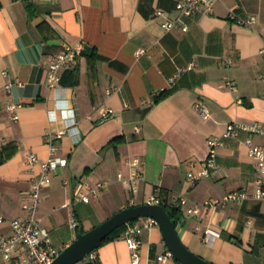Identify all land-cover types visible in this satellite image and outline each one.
Segmentation results:
<instances>
[{
	"label": "crops",
	"instance_id": "0c3cea01",
	"mask_svg": "<svg viewBox=\"0 0 264 264\" xmlns=\"http://www.w3.org/2000/svg\"><path fill=\"white\" fill-rule=\"evenodd\" d=\"M176 5V0H0V153L6 149L8 159L0 165V239L13 234L12 222L25 219L24 204L41 174L40 165L28 167L27 156L34 153L44 162L55 145L67 165L51 174L37 218L59 252L77 240L81 227L91 231L152 197L175 207L185 198L177 231L189 250L212 264H264V200L204 208L232 192L256 191L250 135L225 140L210 177L196 185L189 178L207 160L209 140L223 137L229 124H264V0H219L213 13L193 17H182ZM158 12L165 15L157 17ZM232 13L255 22L240 24ZM167 21L179 26L166 31ZM78 44L95 50L98 60L93 64L82 55L74 68L61 72L64 78L75 70L74 83L52 90L49 56ZM140 50L146 53L138 56ZM179 69L185 71L172 82ZM165 91L169 97L156 103ZM11 103L22 105L19 121L8 111ZM199 104L209 110V119ZM63 105L76 112L79 143L70 133L54 138L66 123L51 120L49 112ZM107 110L113 115L104 118ZM119 137L124 143L109 145ZM253 138L264 145V138ZM136 158L144 164L134 193L119 176H130ZM102 182L108 189L91 203L75 201L83 183ZM73 220L79 229H73ZM168 252L155 226L141 236L137 264H182L173 257L161 262ZM96 255L78 264H135L122 237ZM0 264H6L2 254Z\"/></svg>",
	"mask_w": 264,
	"mask_h": 264
},
{
	"label": "built area",
	"instance_id": "2783aa9c",
	"mask_svg": "<svg viewBox=\"0 0 264 264\" xmlns=\"http://www.w3.org/2000/svg\"><path fill=\"white\" fill-rule=\"evenodd\" d=\"M12 1H35V0H12ZM219 0H176V8L180 12L182 17H193L198 14H211L214 12V7ZM162 12L157 13V17L164 16ZM231 18L237 20L240 24L252 25L255 22V18L245 20L240 18L236 13H232ZM179 24L177 22L167 21L163 24V28L166 31H171L177 28ZM183 30L187 31L188 26L184 25ZM84 44H78L75 46H65L64 49L55 55H51L48 58L47 65L49 69V86L54 91L65 90L63 85V77L61 72L65 69H72L76 66V63L85 51ZM145 50H140L137 55L141 56L145 54ZM261 54H264V48L261 50ZM194 67L191 64L190 69ZM184 69H179L178 74L173 78L174 82L181 74L184 73ZM8 76V73H4ZM231 89L236 90L234 83H229ZM18 86H23L22 83H18ZM13 84L7 85V90L11 91ZM114 90H109L108 94H112ZM242 103V101H240ZM197 108L201 111L204 119L210 118L209 110L202 106L197 105ZM22 105L11 103L8 106V111L12 114V118L15 121L20 120V110ZM113 115L112 110H107L103 113L104 118H108ZM51 120L56 121L61 118L66 123V129L59 132L54 137L57 140H63L69 133L75 138V143H79L82 140V135L77 127V115L75 110L68 108L66 105L58 107L56 110L49 112ZM138 130V129H137ZM242 133H247L248 137L246 144L249 149L250 156L256 161L258 169L257 188L253 194L237 191L225 195L222 198L209 200L204 204V208L208 211L215 209L219 206H227L231 203H241L246 200H264V145L256 144L253 136H259L264 138V124H240L231 123L228 125L227 130L223 137H214L209 140V156L202 164V169L196 173H190L189 178L192 185H196L203 178L210 177L214 172L218 170V164L216 161L217 150L224 146L226 139L239 138ZM51 157L40 162L39 157L32 153L27 156V165L30 169L34 170L37 165L41 167V174L35 177L33 180L32 190L30 194V201L24 204V211L26 217L23 220H16L12 222L13 234L10 237H3L0 239V254L5 257L6 264H53V262L60 256L61 252L53 248L50 235L46 229H44L38 221L37 214L39 212L41 203L43 202V190L48 187L51 182V174L67 165V159L58 156L59 147L52 145L50 148ZM144 161L141 158H136L132 161L134 170L130 176L125 177L120 174L119 178L123 184L128 187L132 192H138V183L142 179L141 168ZM108 189V183L102 182L95 185L89 183H83L78 190L75 201L91 203L93 199L97 198L103 191ZM162 201L156 197H152L148 200L147 205H161ZM177 208H182L187 204L185 198H180L175 201ZM191 214H199V208H190ZM2 222V221H0ZM155 226H159L156 220L146 218L140 220V222L134 221L126 225V230L123 235V239L128 243L129 247L133 251V258L135 264L138 262V250L141 247V236L145 230H149ZM73 229H79V224L76 221H72ZM208 241V237H207ZM20 249L21 253L15 255V252ZM172 257L171 252L159 257L161 262H166L168 258ZM89 258L92 261L97 260L96 252H93Z\"/></svg>",
	"mask_w": 264,
	"mask_h": 264
},
{
	"label": "water",
	"instance_id": "95a60500",
	"mask_svg": "<svg viewBox=\"0 0 264 264\" xmlns=\"http://www.w3.org/2000/svg\"><path fill=\"white\" fill-rule=\"evenodd\" d=\"M146 218L157 221L168 249L177 261L182 264H212L185 246L169 212L161 205H141L124 209L88 232L81 227L77 240L64 250L53 264H78L98 250L111 234L130 222Z\"/></svg>",
	"mask_w": 264,
	"mask_h": 264
},
{
	"label": "trees",
	"instance_id": "16d2710c",
	"mask_svg": "<svg viewBox=\"0 0 264 264\" xmlns=\"http://www.w3.org/2000/svg\"><path fill=\"white\" fill-rule=\"evenodd\" d=\"M83 55H88V57L91 59V63L95 64V62L98 60V55L96 53L95 50H87L85 49ZM76 78V71L75 70H70L68 71L64 78H63V84L64 85H72L74 83V80ZM170 93L168 91H165L163 93H161L160 95H158L156 97V103H159L160 101L166 99L167 97H169ZM124 143V138H115L113 139L109 145L111 146H118L120 144ZM6 151V149L0 153V165L5 163L8 159L4 156V152ZM161 206H163L170 214L173 222L175 223V225L177 226L181 220H182V210L181 208H177L175 206H170L169 204H167L166 202H162ZM138 221V220H136ZM126 230V226L120 228L119 230H117L116 232H114L113 234H111L105 241L104 243H102L101 247H103L104 245L113 242L121 237H123L124 232ZM100 247V248H101ZM99 250V249H98ZM98 250H96L95 252H97ZM96 264V262H95Z\"/></svg>",
	"mask_w": 264,
	"mask_h": 264
}]
</instances>
